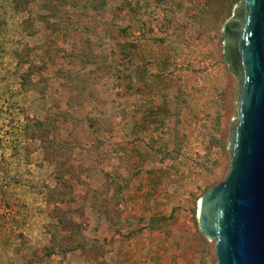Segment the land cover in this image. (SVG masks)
<instances>
[{
	"label": "rangeland",
	"instance_id": "rangeland-1",
	"mask_svg": "<svg viewBox=\"0 0 264 264\" xmlns=\"http://www.w3.org/2000/svg\"><path fill=\"white\" fill-rule=\"evenodd\" d=\"M10 1L0 264H218L198 212L231 171L240 82L223 43L242 0ZM129 20L157 49L159 119L127 116Z\"/></svg>",
	"mask_w": 264,
	"mask_h": 264
},
{
	"label": "water",
	"instance_id": "water-1",
	"mask_svg": "<svg viewBox=\"0 0 264 264\" xmlns=\"http://www.w3.org/2000/svg\"><path fill=\"white\" fill-rule=\"evenodd\" d=\"M223 54L239 79L231 171L199 203L218 264H264V0H242L224 28Z\"/></svg>",
	"mask_w": 264,
	"mask_h": 264
},
{
	"label": "crops",
	"instance_id": "crops-1",
	"mask_svg": "<svg viewBox=\"0 0 264 264\" xmlns=\"http://www.w3.org/2000/svg\"><path fill=\"white\" fill-rule=\"evenodd\" d=\"M0 3L3 5V8H0V71L3 73L7 72L6 68L9 62L8 53L10 51V38H12L11 28L14 10L10 0H0ZM133 6H135L133 9H136L139 14L138 3ZM130 7H132V3L128 4V8ZM127 22L128 26L121 30L123 35L118 36L114 48L115 57L119 59L118 62L130 65L122 80L121 87L124 96L126 95L127 116L130 117L137 113L139 117L137 119H145L147 116L152 117V119H159L157 104L164 99H160L162 96H158L159 89L156 85L158 69L154 57L157 49L151 48L154 45L152 40H145L140 37L143 27L140 22L134 29L130 27L132 22L130 20ZM146 49H149L148 53H146ZM149 56H153L152 59Z\"/></svg>",
	"mask_w": 264,
	"mask_h": 264
},
{
	"label": "trees",
	"instance_id": "trees-1",
	"mask_svg": "<svg viewBox=\"0 0 264 264\" xmlns=\"http://www.w3.org/2000/svg\"><path fill=\"white\" fill-rule=\"evenodd\" d=\"M204 1L210 2V3L215 2V3H223V4H227V3L233 4L234 1L236 0H204Z\"/></svg>",
	"mask_w": 264,
	"mask_h": 264
},
{
	"label": "bare ground",
	"instance_id": "bare-ground-1",
	"mask_svg": "<svg viewBox=\"0 0 264 264\" xmlns=\"http://www.w3.org/2000/svg\"><path fill=\"white\" fill-rule=\"evenodd\" d=\"M198 219H199V212H198Z\"/></svg>",
	"mask_w": 264,
	"mask_h": 264
}]
</instances>
